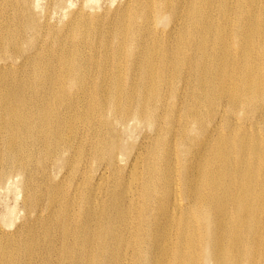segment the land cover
Instances as JSON below:
<instances>
[{"label":"bare ground","instance_id":"6f19581e","mask_svg":"<svg viewBox=\"0 0 264 264\" xmlns=\"http://www.w3.org/2000/svg\"><path fill=\"white\" fill-rule=\"evenodd\" d=\"M36 1L0 0V264H264V0Z\"/></svg>","mask_w":264,"mask_h":264},{"label":"rangeland","instance_id":"374dc122","mask_svg":"<svg viewBox=\"0 0 264 264\" xmlns=\"http://www.w3.org/2000/svg\"><path fill=\"white\" fill-rule=\"evenodd\" d=\"M119 0H68V7L64 8L63 11H56L49 15V17H45V11L47 8L46 0H37L34 10L37 15V21L42 23L47 18L49 24L53 27L60 26L65 24L69 18V15L73 9L77 10L85 5V9H87L90 13L91 17H98L97 23L105 24L109 19V15L114 10L115 5L118 4ZM45 10V11H44ZM74 10V11H75ZM54 15V16H53ZM21 22V20H20ZM99 29V28H98ZM27 36H30L27 33ZM35 38V37H34ZM136 141L140 139V134H135L133 137ZM58 173L54 172L51 178L55 177ZM41 180V179H40ZM64 183L67 184L69 182V177L64 176ZM25 211L22 208V196L19 192V183L16 181L11 183L8 187L3 188L0 191V226L2 229L6 231L12 232L21 225V223L25 219ZM44 221L43 225L39 228V234L42 235L44 229ZM53 235H57L56 232H52ZM50 242V241H49ZM58 242V241H56ZM55 241L50 242L48 246L51 248H58L61 250L60 243H56ZM11 244V243H10ZM56 244V245H55ZM34 253H40L39 251H34ZM45 255L42 256L45 257ZM54 256V257H53ZM59 254H53L51 259L57 260Z\"/></svg>","mask_w":264,"mask_h":264}]
</instances>
